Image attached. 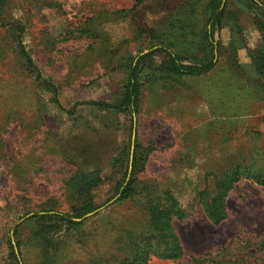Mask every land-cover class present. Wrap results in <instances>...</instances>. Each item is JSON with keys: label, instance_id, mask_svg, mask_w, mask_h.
Instances as JSON below:
<instances>
[{"label": "rangeland", "instance_id": "rangeland-1", "mask_svg": "<svg viewBox=\"0 0 264 264\" xmlns=\"http://www.w3.org/2000/svg\"><path fill=\"white\" fill-rule=\"evenodd\" d=\"M225 1L228 18L215 33L222 54L210 72L179 79L158 70L143 74L136 138L150 154L140 189L150 186L154 197L171 191L183 212L171 221L183 256L151 264H195L197 258L201 264H264V184L253 177L235 182L218 223L201 204V192L212 194L218 176L238 162L264 175V77L250 56L263 39L244 5ZM206 2L11 0V13L26 24L32 57L57 91L39 86L11 52L0 62V264L17 225L27 233L21 243L26 264H119L123 239L147 229L144 192L107 203L78 229L53 236V247L21 219L44 208L70 210L67 182L78 169H100L105 177L95 191L99 206L112 198L130 117L90 102L117 101L126 63L171 40V24L189 16L202 29ZM187 4L192 14L185 13ZM4 38L0 31V43Z\"/></svg>", "mask_w": 264, "mask_h": 264}, {"label": "trees", "instance_id": "trees-1", "mask_svg": "<svg viewBox=\"0 0 264 264\" xmlns=\"http://www.w3.org/2000/svg\"><path fill=\"white\" fill-rule=\"evenodd\" d=\"M237 1L252 14V22L261 33L263 43L252 51L250 56L255 72L264 77V0ZM227 3L225 0H207L204 6L202 29H195V25H192L194 21L188 14L183 24H171L169 33L171 40L165 37L160 42L153 43L147 51L138 52L126 63V80L117 101L90 102L102 110L130 117L127 145L118 156V161L124 167H120L119 174L111 180L114 194L102 206L96 203L95 193L105 179L100 169L95 171L78 169L67 182L68 196L71 200L70 210L44 208L24 216L21 224L33 223L32 234L35 233L37 237L45 240V246L53 247L54 245L50 244L54 243L53 236L60 235L63 230L69 232L72 229H78L89 213L98 212L107 203L129 199L144 192L149 214L148 227L142 232L129 235L126 240L123 239L126 254L118 258L119 264H151L153 258L174 261L183 256L179 238L171 225L173 217L178 219L183 217L178 200L171 191H165L163 195L154 197L151 194L152 189H149L150 186L144 185L140 189L142 183L139 181V173L144 170V163L150 154L149 149L140 148L136 138V115L144 83L143 74L147 70H158L169 78L179 79L197 77L210 72L217 65L222 54V46L216 41L215 33L228 18ZM190 7L187 4L185 13L192 14V9L189 12ZM134 9L135 6L130 9V12ZM237 28L235 25V30ZM25 30L24 21L11 13V0H0V31L8 36V39L4 38L0 43V62H3L6 54L11 52L20 67L33 76L39 86L56 93V84L43 75L25 43ZM158 56L162 58L158 60ZM134 131L135 141L132 151ZM63 150L64 154L68 155L66 148L62 147V152ZM243 177H253L259 183L264 184V175L261 171L251 173L242 163L238 162L236 166L225 171L221 177L218 176L212 194L205 190L201 192V204L211 221L218 223L225 218L224 197L233 184ZM18 228V225L14 226L9 233V253L5 264H26L21 243H24L22 238L27 233H24L25 231L23 234L20 233ZM201 262L198 258L194 259L195 264H201Z\"/></svg>", "mask_w": 264, "mask_h": 264}, {"label": "water", "instance_id": "water-1", "mask_svg": "<svg viewBox=\"0 0 264 264\" xmlns=\"http://www.w3.org/2000/svg\"><path fill=\"white\" fill-rule=\"evenodd\" d=\"M134 141H135V131L133 132V143H132V151L134 149ZM94 213H89L86 217L93 215Z\"/></svg>", "mask_w": 264, "mask_h": 264}]
</instances>
